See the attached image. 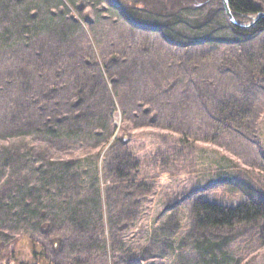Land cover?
<instances>
[{"label": "rangeland", "instance_id": "1", "mask_svg": "<svg viewBox=\"0 0 264 264\" xmlns=\"http://www.w3.org/2000/svg\"><path fill=\"white\" fill-rule=\"evenodd\" d=\"M5 1L9 0H0V202L7 196L5 201L16 208L25 202L31 205L28 210L49 214L50 230L34 235L32 243L26 238L33 234L25 225L21 231L12 219L0 220V256L13 257L15 264H69L77 258L79 264H264L256 229L245 226L197 235L189 208L199 196L224 204L238 202L252 190L264 197V90L250 64L264 50V33L238 39L222 21L202 27L201 33L207 32L214 43L179 49L167 40L188 43L178 42L177 35H191L195 25L183 27L179 19L161 29L163 22L143 15L145 6L159 4L153 0H116L123 2L124 13L113 8L111 0H61L62 9L58 0H33L29 10V0H10L16 14L35 16L23 18L21 33L16 26L21 22L8 16ZM253 1L264 13V0ZM70 18L81 21L79 27ZM126 19L136 27L124 24ZM90 48L104 61L108 90L124 89L122 101L133 110L132 120L141 121L135 111L148 106L158 112L159 127L172 128L156 129L151 115L129 134L119 154L135 162L126 171L125 189L110 190V207L95 204L89 192L77 193L90 187L89 172H80L79 178L83 168L77 164L86 152H57L33 135L40 119L36 107L47 108L50 118L44 119L55 122L70 111L75 82L60 75L92 56ZM95 73L96 69L90 72L92 77ZM104 91L95 105L106 111L109 98ZM239 97L254 101L253 121L223 130L220 122L212 121V108ZM113 121L120 129L118 111ZM68 161H74L70 173L75 185L68 181L52 201L48 192L52 194L56 183L51 179L60 171L52 168ZM114 180L115 174H110L109 181ZM120 198L125 199L122 205ZM52 204L56 221L51 218ZM79 207H87L78 217L88 224L79 229L81 246L68 248L61 240V231H67L62 223ZM163 225L165 233L160 232Z\"/></svg>", "mask_w": 264, "mask_h": 264}, {"label": "trees", "instance_id": "2", "mask_svg": "<svg viewBox=\"0 0 264 264\" xmlns=\"http://www.w3.org/2000/svg\"><path fill=\"white\" fill-rule=\"evenodd\" d=\"M70 1L71 0H69L68 3H70ZM111 1L112 2H109V4L117 11L123 9L122 5H120L123 2L118 1V3H116V0ZM153 1H156V3L159 2V4H157L156 7L145 6L143 8V15L149 17L153 16L157 21L163 22L161 25L162 27H154L156 30H166L169 24L168 21L172 22V20L179 19H182L180 25L183 27L186 23L195 25V29L191 32V35H177L179 38L178 42L188 40V43L180 45L167 40L170 44L176 45L179 49H187L190 47L197 48V46L214 43L215 41L211 39V36H209L207 32L201 33L202 27L210 25L216 27V25L219 26L222 21L232 35L238 39L257 37L264 33V19H261L249 29H240L232 26L225 16L221 0ZM58 2L60 3V9H62L63 2L61 0H58ZM34 3L33 0L28 1V10L34 7ZM4 6H7L5 9H7V12H10L8 16L12 20L21 22L16 24V26L20 28L21 33L24 29L22 23H25L23 18H35V16L29 17V13H25V16L16 14L14 12L15 7L13 6V1H5ZM66 6L68 8L70 7L68 4ZM228 6L234 19L240 23H247L251 17L263 11L253 0H228ZM125 11L126 10L123 9V13ZM70 20L73 21L72 23L74 25L79 27L81 21L78 20V22L76 19L71 18ZM124 24L130 28L132 24L136 27L135 23L127 19ZM93 49L90 48L92 56L88 57V59H86V57L82 58L77 67L60 75L65 78L68 76L75 82L72 90L73 98L71 99L74 103L71 104V109L66 114V117L56 122L49 121L44 119L50 118L48 117L47 108L41 106L36 107L40 119H38L33 126L35 130L33 135L40 137V139L44 141L42 143L46 146H54V150L57 152L65 151L66 148L86 152V154H84L86 156L83 155L80 157L77 164H81H79V170L83 168V171H79V178L83 176V173L80 172H89L90 176H88L91 180L89 185L91 188L85 187V189L77 193L80 195L82 192V194H87L89 192L90 196H94L95 204L101 202L102 205L104 204L106 207L107 205L110 207V190L114 188V186H119V188L124 187L125 181L128 178L126 171L130 166L132 167L135 162L128 154H119V150L128 140L129 134L137 129H141L143 127L142 122H145L144 120L151 115L154 116L152 123L156 129L169 132L172 128L171 126H163L164 128L159 127L156 122V114H158V112L152 111L148 106L138 107L135 111L142 117L141 121L136 122L132 120L131 114L133 110L127 109L122 101L124 89H122V87H112L110 91L108 90L110 80L106 77L104 61L94 55ZM67 62H60V66H65ZM250 64L255 70V81L259 83L260 87L264 90V50L259 51L258 56L253 59ZM95 69L96 73L94 77H92L90 72ZM51 72L55 73L56 68H53ZM57 78L59 77L57 76ZM104 90L106 92L108 90L107 95L109 98V105L106 111L101 108L102 106L95 105L97 95H100V92ZM116 111L121 115L120 129H117L113 121ZM254 114V101L251 102L242 97L238 99L229 98L221 101L217 106L212 108L211 119L214 123L220 122L223 130H232L235 128H243L246 124L253 121ZM148 126H152V124ZM77 148L79 150H77ZM104 150H106L105 155H102L101 153ZM110 157L112 160L109 159ZM73 165L74 161L63 162L58 166L54 165L52 169L59 168L60 171L59 174L53 176L51 179L52 183H56V186L51 189L52 194L48 192V197L52 196V199L57 195L59 189H66L68 181L72 180V184L75 185L74 173H70ZM83 165L86 167H83ZM61 170H63L62 173ZM81 174L82 176H80ZM110 174H115V180L113 182L109 181ZM218 182L219 183L215 184L216 187L224 185L229 181ZM115 191L119 193L116 188ZM71 192L76 194L72 190ZM255 194L256 193L252 190V193L244 194L242 200L233 204H224L209 196L197 197L189 206L194 233L202 236L215 231L248 226L258 231L259 244L264 248V197ZM6 197L7 196H5V198ZM5 198L3 199L4 202H0L1 221L5 222L6 219H12L14 221L13 225L19 226L21 231H24L22 230V225H25V229L29 230L28 233L33 234V236L29 234L30 236L28 235V238H26L32 243H35V240L32 238L34 235L41 236L49 233L50 224L47 222L49 214H42L34 207L38 214L36 215L34 209L28 210L31 208V205H26L25 202H22L19 208H16L8 201H5ZM18 199L19 198L16 197L15 201ZM123 200L125 199L120 198L119 200L121 205L124 204ZM52 201H54V198ZM67 202H69V200H67ZM51 210L53 211L51 218L53 221H56L57 212L54 210L53 204L51 205ZM71 211L73 215L68 218L65 224L62 223L63 227L67 228V231H61V240L68 242V248H79L81 246V241L78 237L79 229L84 228L88 224V221L86 218H80L79 220L78 216L82 214V212H87V207H79L78 210L72 209ZM109 211L110 209H107V213ZM106 224L107 220H105V225ZM165 225L160 227V232H166ZM55 226H57V223ZM17 233L18 232H15V234ZM37 258L41 259L42 255H39ZM0 259H2V256H0ZM69 264H79V259L77 258L76 261L72 260Z\"/></svg>", "mask_w": 264, "mask_h": 264}, {"label": "water", "instance_id": "3", "mask_svg": "<svg viewBox=\"0 0 264 264\" xmlns=\"http://www.w3.org/2000/svg\"><path fill=\"white\" fill-rule=\"evenodd\" d=\"M222 7L224 10V13L229 21V23L237 28L240 29H249L252 28L255 24H257L261 19H264V13H258L248 24H241L237 20L234 19V17L231 14V11L228 6V0H221Z\"/></svg>", "mask_w": 264, "mask_h": 264}, {"label": "flooded vegetation", "instance_id": "4", "mask_svg": "<svg viewBox=\"0 0 264 264\" xmlns=\"http://www.w3.org/2000/svg\"><path fill=\"white\" fill-rule=\"evenodd\" d=\"M0 264H15V263L13 262V257H7L0 259ZM17 264H25V263H17ZM33 264H39V263H33ZM47 264H59V263L49 262Z\"/></svg>", "mask_w": 264, "mask_h": 264}]
</instances>
